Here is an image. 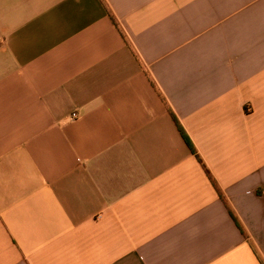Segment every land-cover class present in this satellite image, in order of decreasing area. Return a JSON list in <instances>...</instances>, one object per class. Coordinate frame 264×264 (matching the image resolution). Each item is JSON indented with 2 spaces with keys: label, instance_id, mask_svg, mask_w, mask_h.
Returning <instances> with one entry per match:
<instances>
[{
  "label": "crops",
  "instance_id": "1",
  "mask_svg": "<svg viewBox=\"0 0 264 264\" xmlns=\"http://www.w3.org/2000/svg\"><path fill=\"white\" fill-rule=\"evenodd\" d=\"M0 264H264V0H0Z\"/></svg>",
  "mask_w": 264,
  "mask_h": 264
},
{
  "label": "trees",
  "instance_id": "2",
  "mask_svg": "<svg viewBox=\"0 0 264 264\" xmlns=\"http://www.w3.org/2000/svg\"><path fill=\"white\" fill-rule=\"evenodd\" d=\"M179 127H180V131L182 132V135L184 136L185 140L190 144V147L192 148V150H193L194 152H196V150H195L193 144H192L191 141L188 139V137H187V135H186L184 129L182 128V126L179 125Z\"/></svg>",
  "mask_w": 264,
  "mask_h": 264
},
{
  "label": "built area",
  "instance_id": "3",
  "mask_svg": "<svg viewBox=\"0 0 264 264\" xmlns=\"http://www.w3.org/2000/svg\"><path fill=\"white\" fill-rule=\"evenodd\" d=\"M76 115V114H75Z\"/></svg>",
  "mask_w": 264,
  "mask_h": 264
}]
</instances>
